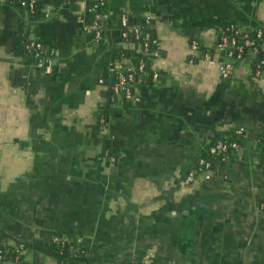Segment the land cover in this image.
Instances as JSON below:
<instances>
[{"label": "crops", "instance_id": "1", "mask_svg": "<svg viewBox=\"0 0 264 264\" xmlns=\"http://www.w3.org/2000/svg\"><path fill=\"white\" fill-rule=\"evenodd\" d=\"M89 8L38 0L32 17L0 0V240L59 236L103 264H264V80L251 55L224 79L216 49L228 24L264 35V0H105L100 43L85 31ZM122 15L150 17L157 41L158 78L141 83L139 103L112 93L115 52L141 57L121 39ZM29 38L56 51L51 74L26 51ZM193 41L205 51L190 64ZM240 129L242 159L185 185L208 148ZM25 257L60 264L33 249Z\"/></svg>", "mask_w": 264, "mask_h": 264}, {"label": "built area", "instance_id": "2", "mask_svg": "<svg viewBox=\"0 0 264 264\" xmlns=\"http://www.w3.org/2000/svg\"><path fill=\"white\" fill-rule=\"evenodd\" d=\"M18 2L30 13H34L38 5V0H18ZM104 3L105 0L93 1L89 8V11L93 14V20L85 27V31L92 36L96 43H100L103 39L102 15L100 8ZM120 29L121 38L124 42L130 43L128 42L130 41L129 38L133 37V43H138L140 45L142 58L140 59L137 68L133 66L124 67L120 61H115L114 65L109 70L110 74L116 77V83L112 87L113 93L115 97H120L122 101L139 103L141 101L140 96L134 91L132 83L136 78V71L138 70L140 73L144 71L147 66L146 59H150L155 55L154 50L157 46L156 39L152 37L151 18L146 17L142 24H130L128 16L122 15L120 18ZM257 37L259 39L262 38V32L259 31ZM239 38L243 39L242 43H239ZM247 47L252 48L250 55L254 58L259 51L263 50L264 52V45H262L261 49L254 46V41L250 40V37L245 33V30L239 28L237 25L228 24L221 29V36L216 49L225 57V60L221 63L220 67L221 76L224 79H229L231 77L234 61L244 59V53ZM199 48L200 43L198 41H193L191 44L193 56L189 59L190 64L195 62V56L200 53ZM25 49L34 57L44 73L51 74L53 72L56 61V51L54 49H50L39 40L31 38L26 40ZM205 59H210L208 53L205 55ZM263 67L264 58L260 61H255L254 76L256 79L264 80ZM152 77L154 80H157L158 78L156 73H154ZM100 121L103 124L106 122L103 116H100ZM236 135H244V130H237ZM240 149L241 144L230 139L220 140L212 144L208 148L207 156L199 159L195 168L187 173L184 184L193 186L210 180L214 177L216 172L215 166L218 163H226L234 156L237 160L242 159V156L238 155ZM260 165L264 168V152H262ZM47 244L60 252L69 246V242L59 236L52 237L51 241ZM27 250L26 243H19L15 246L16 256L14 259L6 261V256L0 248V264H32L25 257Z\"/></svg>", "mask_w": 264, "mask_h": 264}, {"label": "trees", "instance_id": "3", "mask_svg": "<svg viewBox=\"0 0 264 264\" xmlns=\"http://www.w3.org/2000/svg\"><path fill=\"white\" fill-rule=\"evenodd\" d=\"M86 1H88L89 4L91 5L94 0H86ZM100 11H101V8H100ZM35 14H36V11L34 13H31L30 15L33 17ZM130 24H132L131 21H130ZM258 32H259V30H257V29L245 30V33L248 34V36L250 37V40L254 41V46H257L261 49L262 45H264V35L262 32V38L259 39L257 37ZM152 37L155 39V37L153 35V31H152ZM129 40L130 41H128V42L133 43L134 39H133V37H130ZM238 41H239V43H242L243 39L239 38ZM199 49L202 52L205 51L204 48H201V46ZM251 49H252L251 47L246 48L245 53H244V58L250 56ZM141 58H142V56L139 57V59L137 61L131 62L129 60V55H128L127 50L123 49V50H117L115 52V60L120 61L124 67L125 66H133V67L137 68L138 63H139ZM263 58H264V52H263V50H261L255 56L254 60L257 62V61L262 60ZM146 64H147V66L142 73H140L138 70L136 71V78H135L134 82L132 83L133 89L136 92H137V89L142 85L141 83L144 80H146L144 82H148L152 78L153 74L151 72V58L146 59ZM148 65H150V68L148 67ZM263 73H264V67H263ZM112 78H113V80H112V87H113V85L116 83V77L114 75H112ZM112 93H113V89H112ZM113 95H114V93H113ZM116 98H117V101L118 100L122 101L120 97L116 96ZM100 109H101V114L105 120L109 117L110 114H112V110H113L111 104H107L106 106H103ZM229 139L233 140V141H237L238 143L242 144V142L244 140V136L243 135H241V136L234 135L232 138H229ZM262 152H264V144L262 147ZM0 235L3 237H6L7 236L6 231L3 229H0ZM23 242L26 243V247L28 249H33V250H36L38 252L44 253V254L54 258L55 260H57L60 264H90V262H94L95 264H103V262L100 260H95V259L91 260L85 252H83L80 255L73 254L71 249H70V245L66 249H64L63 251L60 252V251H57L54 247H52L51 245H49L47 243L37 242V241L36 242H28L23 238L18 239V241L16 243H14V245L4 243L0 240V248L4 252V255L6 256V261H10V260L14 259V257L16 256L15 246L18 245L19 243H23Z\"/></svg>", "mask_w": 264, "mask_h": 264}, {"label": "water", "instance_id": "4", "mask_svg": "<svg viewBox=\"0 0 264 264\" xmlns=\"http://www.w3.org/2000/svg\"><path fill=\"white\" fill-rule=\"evenodd\" d=\"M148 67L150 68V65H148Z\"/></svg>", "mask_w": 264, "mask_h": 264}]
</instances>
